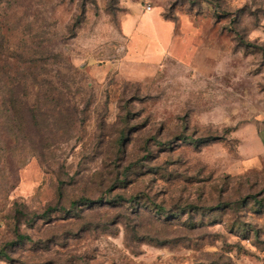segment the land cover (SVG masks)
<instances>
[{"label": "rangeland", "instance_id": "rangeland-1", "mask_svg": "<svg viewBox=\"0 0 264 264\" xmlns=\"http://www.w3.org/2000/svg\"><path fill=\"white\" fill-rule=\"evenodd\" d=\"M0 39V264H264V0H0Z\"/></svg>", "mask_w": 264, "mask_h": 264}, {"label": "crops", "instance_id": "crops-1", "mask_svg": "<svg viewBox=\"0 0 264 264\" xmlns=\"http://www.w3.org/2000/svg\"><path fill=\"white\" fill-rule=\"evenodd\" d=\"M146 6H143V11L141 16L146 14H151L154 12V7L152 10H146ZM151 17L147 18L148 25L146 28L149 29V32L156 35L158 40L161 42V46L155 50L152 55L153 65L157 66L161 64V59L159 58V53L164 52L166 54H171L173 58L186 61L190 64L197 62L200 57V53L204 47V38H201V33L197 29L191 26L192 18L189 15H180L178 20L165 18L161 12L156 13L155 15H150ZM126 20H123L126 26L128 23ZM133 20V19H132ZM184 24L183 34L177 35V26ZM146 29V30H148ZM160 34V35H159ZM150 59V58H149Z\"/></svg>", "mask_w": 264, "mask_h": 264}, {"label": "trees", "instance_id": "trees-1", "mask_svg": "<svg viewBox=\"0 0 264 264\" xmlns=\"http://www.w3.org/2000/svg\"><path fill=\"white\" fill-rule=\"evenodd\" d=\"M165 18H167V17H165ZM168 19H170V18H168ZM81 22V20H78V24ZM77 26H79V25H75V28H77ZM5 40V39H4ZM2 44H3V39H0V47H2ZM28 116H29V114H28ZM20 118V121H21V123H23L24 124V116H22V117H19ZM20 126V125H19ZM29 237L28 236H26V235H19L18 236V241L19 242H22L23 240H25V239H28ZM7 256H8V254L6 253V251L4 250V249H2V250H0V257H4V258H7Z\"/></svg>", "mask_w": 264, "mask_h": 264}, {"label": "built area", "instance_id": "built-area-1", "mask_svg": "<svg viewBox=\"0 0 264 264\" xmlns=\"http://www.w3.org/2000/svg\"><path fill=\"white\" fill-rule=\"evenodd\" d=\"M152 8H153L152 5H147V6L145 7V9L148 10V11H149V10H152Z\"/></svg>", "mask_w": 264, "mask_h": 264}]
</instances>
